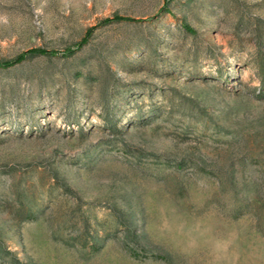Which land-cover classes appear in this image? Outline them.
<instances>
[{"label": "rangeland", "instance_id": "obj_1", "mask_svg": "<svg viewBox=\"0 0 264 264\" xmlns=\"http://www.w3.org/2000/svg\"><path fill=\"white\" fill-rule=\"evenodd\" d=\"M20 55L0 264H264V0H0Z\"/></svg>", "mask_w": 264, "mask_h": 264}, {"label": "trees", "instance_id": "obj_2", "mask_svg": "<svg viewBox=\"0 0 264 264\" xmlns=\"http://www.w3.org/2000/svg\"><path fill=\"white\" fill-rule=\"evenodd\" d=\"M30 53L35 54V53H40V51L39 50H37V51H31ZM41 53H44V52H41ZM25 56L26 55H20L17 58H15L14 60H3V61H0V67L6 68V67H9V66H12L13 64L22 61L25 58ZM103 115H104V120H105L106 124L108 126L112 127V128L115 127L114 123H112V116H111V114H103ZM253 207L254 206L252 204V208ZM138 228L140 229V227H138ZM137 229H136V227L134 228L132 226L127 227L126 236L129 239H131V242L132 243H134L131 246L133 251H144V252H146V251H148L146 244H140L139 240L137 239L139 237V234L137 232ZM151 253H152L151 255H154L155 257H159V258L165 259L168 262L173 263V258L169 254H167V253H162V252L161 253L151 252ZM12 260L14 262H17L18 263V258H16L15 256L12 257ZM14 262H13V264H15Z\"/></svg>", "mask_w": 264, "mask_h": 264}]
</instances>
